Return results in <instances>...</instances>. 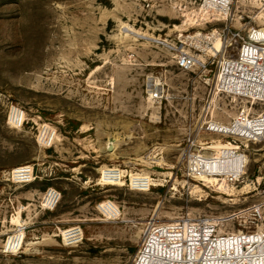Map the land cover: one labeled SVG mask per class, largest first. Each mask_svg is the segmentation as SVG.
Returning <instances> with one entry per match:
<instances>
[{
	"label": "rangeland",
	"instance_id": "rangeland-1",
	"mask_svg": "<svg viewBox=\"0 0 264 264\" xmlns=\"http://www.w3.org/2000/svg\"><path fill=\"white\" fill-rule=\"evenodd\" d=\"M224 17L205 0H0V264H132L148 221L215 219L264 198V145L204 129L264 111L221 91L217 75L237 52L228 30L264 37V0H234ZM213 31L219 52L185 39ZM181 49L197 58L191 71L176 65ZM13 107L26 112L21 130L7 123ZM22 165L32 181H9ZM103 168L118 184L99 183ZM49 187L62 193L54 211L40 207ZM108 200L116 222L96 209ZM78 226L82 243L65 246L62 231ZM19 231L21 251L5 253Z\"/></svg>",
	"mask_w": 264,
	"mask_h": 264
},
{
	"label": "built area",
	"instance_id": "built-area-1",
	"mask_svg": "<svg viewBox=\"0 0 264 264\" xmlns=\"http://www.w3.org/2000/svg\"><path fill=\"white\" fill-rule=\"evenodd\" d=\"M234 0H205L208 6L219 13L230 12ZM227 39L236 40L237 52L219 63L217 75L220 76V89L251 102L252 107L264 105V37L259 28H250L246 34L228 30ZM177 67L182 71H191L197 65L193 54L178 51L174 56ZM159 92L153 98H158ZM253 109V108H252ZM26 112L21 107L9 110L7 123L11 128L21 130L25 126ZM210 134H221L233 142L264 145V111L259 114L240 112L227 125L210 122L204 128ZM51 130L44 145L51 146L55 137ZM226 149L235 150L231 143ZM224 148H222L223 150ZM34 167L22 165L8 172V180L18 184L32 181ZM100 184L110 185L114 172L107 168L99 173ZM264 179V175L262 177ZM118 182V181H116ZM131 186V180L129 181ZM139 185V184H138ZM132 187V186H131ZM137 189H143L137 186ZM62 200L61 191L49 187L40 199L44 211H54ZM96 209L106 221L116 222L120 216L119 207L112 201L99 202ZM230 223L233 225L231 226ZM237 224V228H236ZM25 232V227L22 228ZM80 239L70 240L65 246L74 247L82 243L83 230L78 226ZM19 231L10 245H3L5 253L21 251L24 237L17 244ZM25 234V233H24ZM64 242V239L61 238ZM62 242V243H63ZM264 198L235 214L215 219L179 220L177 222L157 224L150 220L142 232L139 249L132 264H264Z\"/></svg>",
	"mask_w": 264,
	"mask_h": 264
},
{
	"label": "bare ground",
	"instance_id": "bare-ground-1",
	"mask_svg": "<svg viewBox=\"0 0 264 264\" xmlns=\"http://www.w3.org/2000/svg\"><path fill=\"white\" fill-rule=\"evenodd\" d=\"M224 14H225V17H226V13H224ZM225 17H224V20H225ZM215 36H216L215 35V32L213 31V32H209V33H206V34H200L198 36L189 35V36H186L185 39L186 40L189 39L195 46H197L201 50H208V49L210 50V48L208 46H205L204 45V44H206L204 41L206 40L209 43L211 42L212 44H216L218 41H220V38H214ZM213 49H214V47H213ZM215 49L219 52V49H220L219 43H217V48H215ZM179 51H184V50L181 49ZM220 82H221V78H220V76H218V84L219 85H220ZM214 124H220V123L214 122ZM220 125H222V124H220ZM222 126H224V125H222ZM50 134H51V127H49V125H47V124L43 125V128L41 130V134L39 136L40 141H44L45 139L47 140L48 137H50ZM204 162L207 163V162H211V161L208 160V159H206ZM220 164H222L221 161H218L217 160L215 162V165H220ZM206 167L209 168L210 166L206 165ZM106 169L107 168H103V170L101 172H105ZM112 170L114 172V175H113V177H110L109 179L112 180V181H115L112 184H118V183H116V181H119L120 180L121 174L119 173V171L117 169H112ZM236 175H239V174H236ZM193 177L196 178V180H198L199 182H203V184L204 183L213 182V181L216 180V179L214 180V178H209L206 175H200V173L198 175L193 176ZM132 181H133L132 182V186H134V188H138L137 186H140V180H139V178L134 177ZM222 182H223L224 186L227 185L226 180H223ZM78 234H79V231H78L77 228H72V229H68V230L65 229V231H62V235H63L62 237H63L64 243H65L64 245H66V243H68L70 240H72V241L76 240L75 238L78 236ZM16 235H17V233L14 234L13 236L8 237V239L5 242L4 246H6L8 242H11L10 243V245H11L13 243V241L15 240ZM23 237H24L23 233H20L19 234V237H18L17 244L19 243L20 239L23 238ZM23 244H24V242L22 243V245ZM262 250H264V247H262Z\"/></svg>",
	"mask_w": 264,
	"mask_h": 264
},
{
	"label": "crops",
	"instance_id": "crops-1",
	"mask_svg": "<svg viewBox=\"0 0 264 264\" xmlns=\"http://www.w3.org/2000/svg\"><path fill=\"white\" fill-rule=\"evenodd\" d=\"M100 173V172H99Z\"/></svg>",
	"mask_w": 264,
	"mask_h": 264
}]
</instances>
